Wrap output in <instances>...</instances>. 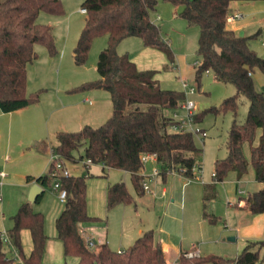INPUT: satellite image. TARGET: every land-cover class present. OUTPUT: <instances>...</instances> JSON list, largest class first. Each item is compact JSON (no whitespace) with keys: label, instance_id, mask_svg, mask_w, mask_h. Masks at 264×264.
<instances>
[{"label":"trees","instance_id":"16d2710c","mask_svg":"<svg viewBox=\"0 0 264 264\" xmlns=\"http://www.w3.org/2000/svg\"><path fill=\"white\" fill-rule=\"evenodd\" d=\"M160 0H82L84 23L72 49L73 61L82 65L87 59L92 40L107 35L106 46L99 52L96 71L98 78L83 82L69 91L103 89L109 93L112 112L99 126L84 125L75 131H56L54 151L59 159L76 161L74 152L83 148L78 159L86 158L91 163L104 167L128 171L137 194L144 193L145 175L142 174L141 155L153 154L157 163V174L162 178L168 172H177L193 178V166L200 163L202 149L194 143L192 133L170 130L174 123L168 110L180 107L185 93L162 88L154 68L140 70L127 53L117 51L125 38L137 37L143 47L154 48L165 55L169 63L174 54L161 30L150 17ZM181 5L178 15L189 25L198 26L197 54L200 61L194 76L199 86L201 76L212 72L214 78L235 86L236 93L224 98L219 106H210L194 114L199 121L206 112L213 114L232 113L233 119L227 131V154L214 161L212 181L202 187V215L211 224L215 216L207 210L215 197L216 182L222 181L229 171L240 178L250 163L254 179L261 187L246 192L240 197L242 208L250 213H264V94L254 87L252 74L256 69L264 74V57L249 45L252 35L239 36L227 26L229 3L236 0H163ZM255 1V0H243ZM41 12L49 15L64 13L62 0H0V110L11 112L36 104L44 91L39 88L26 93L27 65L37 59L35 45L43 46L49 56L56 54L53 26L41 23L37 18ZM248 101L244 121L236 119L238 97ZM257 129L261 130L258 143L253 144ZM249 144L250 161L243 151ZM45 148V146H44ZM43 148V149H44ZM49 172L37 177L27 176V181L39 185L58 180L66 190L62 209L54 220L56 238L63 247L64 258L75 257V264H171L165 259L162 245L155 240L151 229L145 230L134 242L121 251L101 243L96 249L89 247L82 237L79 225L98 219L87 212L86 176L51 175ZM42 192L34 202H37ZM132 196L123 181L109 184L106 188L107 209L119 203H129ZM13 225L6 231L9 242L0 238V264H8L5 247L10 244L20 255L23 264H41L47 236L43 230L44 216L34 211L31 202H23L12 216ZM27 228L31 236V250L24 255L20 231ZM264 246V240H246L234 258L208 253L187 258L183 252L179 264H257L259 253L256 244ZM64 264H68L66 261Z\"/></svg>","mask_w":264,"mask_h":264},{"label":"rangeland","instance_id":"374dc122","mask_svg":"<svg viewBox=\"0 0 264 264\" xmlns=\"http://www.w3.org/2000/svg\"><path fill=\"white\" fill-rule=\"evenodd\" d=\"M81 3L82 0H62L64 9L62 15L54 16L41 12L37 18L38 22L53 26L57 50L56 54L50 57L43 46L35 45L38 54L37 59L30 64L27 73L26 93L29 94L43 88L44 91L41 94L42 96L46 94L45 98L42 101L39 99L40 102L38 101L39 104L36 105V108L43 113L60 114L66 108H63V106H66L72 96H78V94L87 91V89L69 91L71 88L98 78L96 62L99 52L106 46V34L97 36L92 40L84 64L76 65L72 57V48L84 23L85 13L80 10ZM181 9V5H173L170 2L160 0L155 10L151 12L150 17L159 26L162 36L168 41L175 60V65L171 67L165 55L159 52L160 57H156L153 63L158 65L155 69L158 70L157 78L162 88L183 91L181 79L185 80L188 86L194 88V92L185 94V99L192 100L195 104L194 112L199 113L210 106H219L224 98L236 93V88L230 83L216 80L212 72L203 73L201 83L199 86L197 85L194 71L200 61V57L196 52L199 29L196 25H189L185 19L178 15ZM174 11L177 16L174 15ZM234 12L241 14V17L237 18L236 21L228 22L227 26L241 27L240 30L245 32L243 35H252L259 32L257 37L249 39V45L258 55L264 57V0H236L230 2L228 15ZM137 44L138 46L139 44L142 45L139 38H125L118 44L117 51L134 55L138 50ZM44 58H49L47 59L48 63L44 62ZM43 71L45 74L42 75ZM252 78L255 89L264 94V74L256 69L252 74ZM59 86L70 88L65 93L67 97L58 98L55 95ZM89 90L98 92L97 95L88 97L93 102V106L98 105L100 112H103L102 118L99 119L96 116L92 120V126L96 127L111 115L112 104L107 91L103 89ZM238 101L236 119L239 123H242L246 117L248 101L243 95H239ZM173 112L176 113L178 118H186V110L181 106L167 111L168 114H173ZM28 113L29 111L24 112L25 115ZM22 114L0 111V171L5 173V176L0 178V230L2 231H7L12 227V216L16 213L18 207L27 201L31 185L28 186L26 183V174L39 175L49 172V157L56 146V131H60V129L63 131L78 129L51 128L50 126L48 128L47 125L49 124H46V122H42L40 127H36L29 122H25L26 120L23 121ZM44 115L43 118L46 119ZM232 119V113L227 111L220 114L206 112L201 120H193V128L202 129L206 132L204 137L199 136L195 131L192 132L195 145L202 149L201 170L197 174L198 177L187 178L176 172H168L164 178L160 175L152 178V173L158 166L156 161L150 157L143 162V173L146 175L145 182L149 185V189H144V193L141 195L136 193L130 180V174L122 169L107 168L105 170L107 176L103 177L100 164L91 163L88 171L83 168V162H86V158L78 159L79 155L83 153V148L74 152L77 163L70 160L63 161V165H66L69 172L74 175L86 176L87 207L98 214L96 216L100 217V220H97L94 225L99 232H107L110 245H114L116 248L122 247L128 241L126 233L135 231L142 226H149L152 230L158 231V222H160L164 211L168 208L169 214L165 218L164 226L170 232L176 234V240L180 239L179 235L183 233L185 237L182 240L191 237L196 245L200 246L203 238H210V240L212 238L211 244H213L215 254L230 257L234 255L239 244L246 240L255 242L264 240V213H248L239 209L235 204L239 197L245 196L246 192L258 189V183L254 179V171L250 163L246 173L240 178V182H237L234 171H229L222 181L216 182L215 197L209 202L207 210L215 216L217 222L211 224L202 215V202L200 199L202 183L212 181L211 174L214 161L223 158L227 154L225 143ZM260 133L261 130L257 129L254 145L258 143ZM38 139L45 141L38 144V147L42 149L45 146L44 144L48 143L46 150L37 151L35 149L34 144ZM243 151L247 160L250 161L248 143L243 145ZM115 180L125 183L132 200L129 203H119L107 209L105 203L107 184ZM184 184L188 186L187 188L196 187L197 190L195 197L192 194L190 199L183 203L187 211H191V216L187 219L191 220L192 224H189L187 219L183 220L179 213L181 201L178 197ZM53 185L54 179H50L48 184L42 185L43 193L40 199L37 202H31L32 209L41 212L44 216L43 230L47 240L50 238L56 239L54 219L56 213L63 206L58 201L57 192L53 189ZM163 186L166 187V191L162 190ZM237 188L242 189L243 193L239 194ZM172 196L174 202L171 201ZM197 216L200 218V222L204 224V231H198ZM104 226L105 228H102ZM181 230L183 231L181 232ZM234 237L235 240H230ZM20 240L23 253H28L32 242L27 228L21 229ZM97 246L95 245L93 248L96 249ZM256 248L259 253L257 264H264V246L257 243ZM5 249L8 257L11 258L8 264H23L20 255L10 244ZM51 257H53V261L51 260L50 264H64L62 244L61 250L57 248L55 254H50ZM46 261L48 260L45 259Z\"/></svg>","mask_w":264,"mask_h":264},{"label":"crops","instance_id":"0c3cea01","mask_svg":"<svg viewBox=\"0 0 264 264\" xmlns=\"http://www.w3.org/2000/svg\"><path fill=\"white\" fill-rule=\"evenodd\" d=\"M231 2H235V1H231ZM232 14L233 15H237L239 13L238 12H234ZM174 15L177 16V13L175 11H174ZM236 19H235V21H236ZM229 28H231L232 30H234L235 32L238 33V31L240 30L241 27H239V26H233V27H229ZM240 31H243V30H240ZM243 33L245 34L244 31H243ZM137 46H138V44H137ZM159 52L160 51H158V50H156L154 48H151V47H143L141 44H139L137 52L134 55H129L128 54V56L136 64L137 68L140 69V70L150 69V68H154L155 69V68H157L158 65H155V63H153V62H155V58L156 57H158V58L160 57L159 56ZM47 59H49V58H44V62L48 63ZM166 60H167V58H166ZM30 64L27 65V73H28V69L30 67ZM170 65H171V67H173L175 65V60H174L173 63H170ZM43 74H45L44 71H43L42 75ZM181 81H185V80L181 79ZM69 89L70 88H68L67 86H63V87H60L59 86L56 89L55 95L58 98L59 97L60 98L67 97V95H65V93H67ZM97 94H98V92H93V90H87V91L83 92L82 94H78V96H72V98L70 99V101L67 102L66 106L65 105L63 106V108H65V107L66 108L60 114L43 113L42 111H39L36 108L37 107L36 105H38L39 102L42 101L45 98L44 96L46 94H43V96L41 94L40 101L37 104L28 105L26 107H23V108H20L18 110L11 111V112H8V113H11V114L18 113L19 115H21L23 113L22 114V117H21L22 120L23 121L26 120L25 122H29L31 125L36 126V127H38V126L40 127L41 124H42V122H46V124H49V125H47L48 128H49V126L51 128L52 127L53 128H78V129H72V131H75V130H79L84 125H90V126H92V120L94 119V117L98 116L99 119L103 117V112H100L99 107H97L98 105L93 106V102L88 97V96L93 97V96H95ZM86 103H88V104H86ZM25 111H29V113L25 115L24 114ZM36 111H38V112H36ZM53 112H54V110H53ZM4 113H7V112H4ZM43 115L45 116L46 119L43 118ZM61 122H63V123H61ZM69 126H71V127H69ZM40 142H45V141L42 140V139H38L35 142V144H34L35 145V149L37 151L46 150L48 148V146H47L48 143L46 142L47 144H44L45 145V148L42 149V148L38 147V144ZM152 158L155 160L154 157H152ZM77 162L78 161H75V163H77ZM90 164L91 163L83 162V165H84L83 168H85L88 171ZM97 164H100V163H97ZM65 167H66V165H65ZM100 168H101V175L103 177H106L107 176V173H106L105 170L107 168H110V167H104L102 164H100ZM125 172L129 174L128 171H125ZM69 174H73V173L69 172ZM142 174L145 175L143 173V170H142ZM39 175H41V174H39ZM39 175L26 174L25 180H26V177L27 176L37 177ZM145 177H146V175H145ZM240 178H237L236 177L237 182H240L241 181ZM35 182L36 181H34V180L33 181H27L26 180V183L28 184V186L32 185ZM114 182H117V180L112 181V182H108L107 186L109 184L114 183ZM257 183H258V189H259L261 187V184L259 182H257ZM203 184L204 183H202V187H203ZM185 186H186V184L183 185L182 192H181V194H179V197H178V199L181 201V203L179 204L180 209H181L179 213H180L181 218L183 220L184 219H187V218H190V216H191V213H190L191 211L190 210L187 211V208L185 207V205H183V203H186V201L188 199H190V197L192 196V194L195 197L196 196V192H197L196 187H194V188H192V187L187 188L188 186H186V187ZM162 190L163 191H166V187L163 186L162 187ZM239 190L241 192H239ZM237 192L239 194H242L243 193V190L240 189V188H237ZM201 197H202V189L200 191V199H201ZM102 198H103V195H102ZM239 198H238V200H237V202L235 204H236V206L239 209L245 210L244 208H242L243 201H242V199H239ZM171 201L174 202V197L173 196L171 198ZM239 201H241V203H238ZM228 202L230 203V201H228ZM87 206H88V202H87ZM166 208H168V207H166ZM168 209H166L164 211V214H163L162 219L160 220V222H158V231L157 230H152V228L149 227V226L148 227L142 226V227L138 228L135 231L127 232L128 234L126 233V235H127L128 241L126 242V244H128V245L124 244L120 248H116V247H114V245H110V243L108 242L107 232H99L96 229V227H95L94 224H96L95 222L97 220H100V217L99 216H96L98 214L94 213V211H92L91 209L89 210V207H87L88 213L91 216L98 217V219L93 220V221H87V222L80 223L79 230H80V233H81V235H82V237L84 238L85 241L92 240L94 242V246L93 247H95V245H99L101 243H107V245L111 249L116 250V251H121V250H124L125 248H127L129 245H131L134 242V240L139 235H141V233L143 231L148 230V229L151 228V230L154 233L155 240H157L162 245V248H163V251H164V255H165V259L167 260L168 263H172V262L178 261L179 255L182 252L188 250L193 244L196 245V242L193 241V239L191 237H189L188 239L182 240V238L185 237L183 235V233H181V235H179V238L180 239L176 240V234L170 232L164 226L165 225V220H166L165 218L169 214ZM60 210L56 213L55 218L59 214ZM245 211L249 213V211H247V210H245ZM187 220H189V219H187ZM196 220L198 222V231H200V230L201 231H204L205 228H203L204 227L203 226L204 225L203 222H200V218L198 216L196 217ZM190 221L191 220H189V224H192V222H190ZM216 222H217V219H216ZM102 228H105V226L102 227ZM182 231L183 230H181V232ZM1 232H6V230H3V231L0 230V233ZM235 239H236L235 237L234 238H230V240H235ZM211 240H212V238H211ZM211 240H210V238L208 239V238L205 237V238L202 239L200 246L199 245L198 246L196 245L199 248V250H200V252H201L202 255L203 254H208V253H215L213 251V248L214 247H213V244H211V242H212ZM125 241H126V238H125ZM244 243L245 242L239 244L238 249L235 251L234 255H232V256L229 257V256H223L221 254V256H223L225 258H234L238 254V252L240 251V249L244 245ZM61 244H62L61 241L59 239H57V238L56 239L55 238H50V239L46 240V244H45L46 250H45V254H44L45 256L43 255L41 264H43V262H44V264H50L51 263V260L53 258V257L50 258V254L51 255L55 254L57 248H59L61 250ZM62 249H63V247H62ZM30 250H31V248H30ZM30 250L28 251V253H26L24 255L27 256L29 254ZM70 258H73V259L70 260ZM45 259L48 260V261L45 262ZM63 261L64 262L66 261V262H68L70 264H75L77 262V258H75V257H67V258H64V255H63Z\"/></svg>","mask_w":264,"mask_h":264},{"label":"built area","instance_id":"2783aa9c","mask_svg":"<svg viewBox=\"0 0 264 264\" xmlns=\"http://www.w3.org/2000/svg\"><path fill=\"white\" fill-rule=\"evenodd\" d=\"M80 10L82 12H84V9L80 8ZM157 17L159 18V16H157ZM239 17H241L240 14H237V15L230 14L227 16V22H232L236 18H239ZM181 82H182V87L184 89L183 92L185 94L194 92V88L188 86V83L186 81H181ZM181 107H183L186 110V118H178V117H176L177 116L176 113L173 112V114H171V115L174 118V123H172L170 125V130L175 131V132H190V133L195 131V132H197V134L199 136H202V137L206 136L205 130L193 128V126H192V121L194 120V114H195L194 102L192 100L185 99V101L182 103ZM150 157H154V155L149 154V153H144L141 155V161L144 162ZM49 160H50V164L52 165L51 175H55V176L56 175H69V171L67 170L65 165H63V162L59 159L58 154H56L54 150L51 152ZM86 163H91V162H90V160L87 159ZM193 170H194V172H196L195 177H198L197 174L201 170L200 163L194 164ZM172 172H174V171H172ZM156 175H158L157 169H154V171L152 173V178L155 177ZM4 176H5V173L3 171H0V178H3ZM211 176L212 177L214 176L213 172H212ZM143 188L149 189V185L146 182H144ZM53 189L57 192L58 201L63 204L65 202V199H66V190L60 187V183L58 182V180L54 181ZM239 192H241V191L239 190ZM238 203H241V201H239ZM0 238L4 242H7V243L9 242L6 232H1ZM86 244L89 247L94 246V242L92 240L86 241ZM200 254L201 253H200L199 248L197 246H195L194 244L188 250L183 252V256L187 257V258L199 256ZM171 264H179V263H178V261H175V262H172Z\"/></svg>","mask_w":264,"mask_h":264},{"label":"water","instance_id":"95a60500","mask_svg":"<svg viewBox=\"0 0 264 264\" xmlns=\"http://www.w3.org/2000/svg\"><path fill=\"white\" fill-rule=\"evenodd\" d=\"M239 36L243 35V32L240 31L238 33ZM42 192V188L38 183H33L30 187L29 193H28V197L27 200L29 202H34L36 200V198L38 197V195ZM226 264H230V263H226Z\"/></svg>","mask_w":264,"mask_h":264}]
</instances>
